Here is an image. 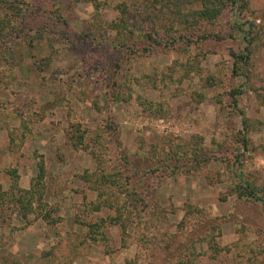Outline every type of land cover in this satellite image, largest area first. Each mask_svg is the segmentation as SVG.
<instances>
[{
    "label": "rangeland",
    "instance_id": "1",
    "mask_svg": "<svg viewBox=\"0 0 264 264\" xmlns=\"http://www.w3.org/2000/svg\"><path fill=\"white\" fill-rule=\"evenodd\" d=\"M98 1H0V264H264V0Z\"/></svg>",
    "mask_w": 264,
    "mask_h": 264
},
{
    "label": "trees",
    "instance_id": "2",
    "mask_svg": "<svg viewBox=\"0 0 264 264\" xmlns=\"http://www.w3.org/2000/svg\"><path fill=\"white\" fill-rule=\"evenodd\" d=\"M2 1L1 3H4L5 6H7L9 9H11V12L12 14H17V15H22L21 17V20H23V17H24V13L26 11H30L32 8L38 6V5H41V3H43L44 5L50 3L51 0H0ZM67 0H53V3L52 5H56L55 7V11L57 13H61L62 11V8H63V4L64 2H66ZM96 10L99 8V5H100V2L98 0H90ZM130 1V4L132 5V9L128 6L127 8H125L124 10H122V15L123 13H127L129 12L128 15H130L132 13V16L131 17H124V15L121 17L122 19V24L120 25V23L116 24L114 27L116 29H118V32L124 28L126 29H129V33L127 34H124L125 36L123 38L127 39L130 37V34L136 35V32L138 33V35H141L142 31L141 30H137L136 28V23H138L140 21V19L138 18V4L136 5V0H129ZM232 1V4L229 3V0H206V2H204L202 4L203 8L199 11V14H200V18L203 16V18H207L208 20L212 21V20H216L217 18L220 17V15H222V13L224 12V10H226V8L230 5H236L238 3H242V4H245L246 3V0H231ZM213 4V5H212ZM211 5V6H209ZM14 9V10H13ZM135 9V11H134ZM97 14V13H96ZM61 15V14H60ZM59 15V17H61ZM186 19H187V16L185 14H183ZM184 18L182 17V20H181V23L184 22L185 23V20H183ZM10 18L7 17V16H0V38L3 40L5 39L6 37V34L9 35V33H6L8 29H10V31L12 33H14L15 31V27L17 26H14L13 24L10 23ZM158 22H159V18L158 16L154 15V22L152 23V28H156L158 27V29L160 28V26L158 25ZM19 27V26H18ZM11 34V33H10ZM32 39V38H31ZM5 41V40H4ZM245 50H248V48L246 47ZM245 50H243V52L241 53H233V56L235 57V62H234V71L233 73H236L238 72V67H240V69L242 68L241 66V62H247L248 59H249V52H246ZM240 61V63H239ZM248 63V62H247ZM80 138L83 137V135L81 134L79 136ZM247 139L244 138V143H246ZM38 165L40 166L41 164L38 163ZM40 169L43 171L44 170V167L43 166H40ZM241 178V184L240 183H236L234 184L232 187L233 189L236 191L238 197L240 198H253V199H256L257 201H261L264 203V196H260L258 194V191H256V189L251 186V184H249V182H247L245 179ZM244 182V183H243ZM26 194H29V198L28 200L24 203V207L26 209V213L25 214H28L30 212H35L37 214H39L37 211L36 208H34V205H33V197H34V194L37 192V190L35 188H32L30 190H24ZM2 198V201H0V205H3V201L4 203H6L7 205H10V203L13 201L12 199H14V196L13 195H8L6 196L5 194H3V196H1ZM39 204L42 206V207H47V216L52 218V212L54 210V207H50L46 202L42 201V198L40 199L39 201ZM30 211V212H28ZM206 216V214H205ZM57 218H52V220L50 221H57L56 220ZM191 219V218H189ZM210 237H213V235H210ZM211 238H209L210 240ZM211 241V240H210ZM151 257V256H149ZM171 258H167V261H170ZM190 264H196L194 261L190 260L189 262ZM135 264V263H134ZM165 264H186L185 261H184V258L183 256H178L176 261L174 262H170V263H165Z\"/></svg>",
    "mask_w": 264,
    "mask_h": 264
}]
</instances>
